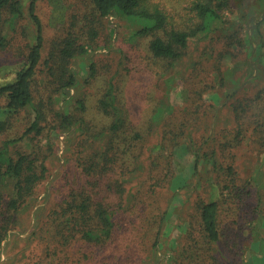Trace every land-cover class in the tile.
Here are the masks:
<instances>
[{
    "label": "rangeland",
    "instance_id": "rangeland-1",
    "mask_svg": "<svg viewBox=\"0 0 264 264\" xmlns=\"http://www.w3.org/2000/svg\"><path fill=\"white\" fill-rule=\"evenodd\" d=\"M19 1L21 13H5L0 23V85L15 79L35 42L31 0ZM90 1L35 2L42 58L55 59V68L66 65L75 83L61 88L41 64L33 82L34 105L8 116L0 131V147L7 144L13 157L27 155L40 175L16 211L0 208V264H189L196 253L202 264H264V215L259 216L264 213V146L244 128L238 143L231 105L252 96L264 72V52H255L253 36V45L247 38L260 23L264 45V0H228L220 19L191 35L172 64L151 56L150 36L131 35L132 21L99 17ZM156 1L173 12L180 7L182 28L196 26L185 0ZM64 48L71 50L69 57ZM110 78L130 122L117 135L108 131L112 118L99 106ZM228 94L233 97L225 100ZM5 102L0 95V105ZM165 109H175L170 123L193 132L195 146L182 137L175 145L161 133ZM60 113L70 116L67 127ZM250 118L248 113V123ZM35 120L39 130L31 128ZM135 131L141 133L138 142L127 141ZM205 136L212 138L209 145ZM114 141L136 157L125 162L128 154L122 153L111 162L98 160ZM211 148L217 152L211 154ZM204 151L209 155L198 157L193 174L195 155ZM214 157L230 165L233 175L213 169ZM228 176L244 189V202L221 189ZM78 193L86 194L91 208L101 205L111 212L110 238L84 240L68 227ZM208 200L220 202L223 236L207 250L197 205ZM257 202L262 207L256 208Z\"/></svg>",
    "mask_w": 264,
    "mask_h": 264
},
{
    "label": "trees",
    "instance_id": "trees-1",
    "mask_svg": "<svg viewBox=\"0 0 264 264\" xmlns=\"http://www.w3.org/2000/svg\"><path fill=\"white\" fill-rule=\"evenodd\" d=\"M35 2L36 0H31L29 3V16L35 24V42L30 45L26 62L17 70L15 79L0 85V95H3L6 101L4 106L0 105V114L5 116L4 118H0V131L5 129L6 118L8 116L13 115L23 107L34 105L33 82L36 79V73L43 71V68L40 69L41 64L44 68L46 67L47 76L57 77V81L60 82L59 86L61 88L68 89L75 83L73 73L66 65L57 63V68H55V59L49 60L48 57L42 58L43 30L39 18L34 13ZM90 2L93 12L99 17L116 15L119 18H126L132 21L131 23L133 24L131 25L133 29L131 35L136 38L150 36L148 49L151 56L165 59L170 64L182 56L189 37L198 31L209 30L211 24L217 19H220V12L222 9L228 6V0H185V9L192 15H190L192 18L190 20H192V22H194L193 24L196 26L187 27L184 25L185 28H182L180 26V7L178 6L173 8L175 10L173 12L163 3L156 0H91ZM5 13H10L12 16L19 15L21 13L20 1L0 0V23L4 19L3 15ZM259 25L260 23L255 25L252 33L248 35L247 38L251 45H253V40L255 41V52L259 51L263 53L264 51L259 49L261 46H264L263 41H261L262 33L259 29ZM2 45H4V37H0V47ZM61 51L64 57H69L71 55V50L68 48H64ZM261 56H263V54ZM257 78H259V76ZM263 78L264 72L260 78L257 79L259 81L258 89L252 96L239 97L231 102L232 109L236 112L237 126H239L237 128L236 137L234 136L238 143L240 142L238 135L242 134V128H244L249 133V136L253 134L259 141L258 143L264 146V85H260ZM112 79L113 78H110L106 91L99 99V106L105 115L112 118L108 131L117 135L124 133L130 122H128L129 115L121 102V98L118 96L115 81ZM232 97V94H228L225 100ZM248 113H251L249 123L246 119ZM176 115L175 109L171 112H168L167 109L161 112V125H157L161 128V133L171 137L175 145L180 143L177 142L176 139L182 137L185 144H188L190 147L195 146L193 132L184 128L180 129L177 121L170 123L171 120L176 119ZM60 116L63 125L67 127L70 123V116L65 113H60ZM242 124L246 125L243 126ZM31 128L39 130V127H37V120L32 122ZM176 130L180 131L176 132ZM140 136L141 133L135 131L129 135V140L127 141L131 143L138 142ZM204 138V142L209 145V141L212 140L211 136H205ZM244 138H246V136ZM107 145L108 148L104 153L101 155L99 154L98 160L108 158L107 161L111 162L119 155L121 156L122 153L123 156L128 154V151L121 147L116 141L108 142ZM215 152H217V150L211 148L210 153L214 154ZM204 155H209V151H204L201 154L197 153L195 155L193 174H195L197 169L198 157ZM135 157L136 156L128 154L124 161L126 162ZM210 160L213 169L225 171L227 175H233L234 172L230 165L223 166V164L217 162L215 157ZM135 168L138 169V165ZM33 169V160L29 159L27 155L20 153L17 157H13L9 153L7 144L0 147V208L8 212L16 211L19 208L24 198L32 192L35 182L39 179L40 175ZM231 177L232 176H228L227 179H224L221 189L229 190L232 196L242 201L241 191H244V189H239ZM250 189L251 188L247 190ZM77 196L79 198L76 199L74 203H71V205L75 206L71 211L72 217H70V222L67 224L68 227L71 230L80 232V236L84 240L101 242L104 239L110 238L113 230L111 212L101 205L94 207V209L91 208L88 205L89 201H87L88 198L85 193H78ZM257 199L259 200V192H257ZM70 202L69 200L65 201L64 210L67 209ZM260 204L262 207V203L260 202L255 203V207H260ZM197 206L199 210V231L207 246L206 249L208 250L211 248L212 243L218 242L223 236V229L221 221L219 220L220 202L219 200H208L203 201ZM263 215L264 213H260L259 216ZM156 243L157 240L154 241L153 246H156ZM194 248L198 252L199 247L194 246ZM197 257L198 255L196 253V256L189 264H202L196 261Z\"/></svg>",
    "mask_w": 264,
    "mask_h": 264
}]
</instances>
